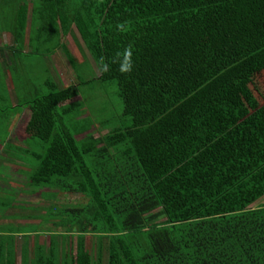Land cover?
Instances as JSON below:
<instances>
[{"label":"trees","instance_id":"1","mask_svg":"<svg viewBox=\"0 0 264 264\" xmlns=\"http://www.w3.org/2000/svg\"><path fill=\"white\" fill-rule=\"evenodd\" d=\"M66 1L0 0V14L8 7L15 18L13 43L28 12V46L40 32L57 45L54 7ZM61 8L97 75L66 87L49 78L44 94L17 103L29 113L26 148L0 144L20 161L25 193L51 203L11 205V194L1 203V219L26 223L0 224V264H15V238L20 264H264V203L252 207L264 198V103L212 136L195 130L264 70V0H72ZM124 22L127 31L117 32ZM128 45L134 70L125 75L112 59ZM101 56L111 65L103 74ZM92 82L114 83L122 109L108 134L78 140L93 119L82 117L83 98L65 102ZM180 139L193 148L182 159ZM66 192L82 198L54 203Z\"/></svg>","mask_w":264,"mask_h":264},{"label":"rangeland","instance_id":"2","mask_svg":"<svg viewBox=\"0 0 264 264\" xmlns=\"http://www.w3.org/2000/svg\"><path fill=\"white\" fill-rule=\"evenodd\" d=\"M71 4L72 0H67L64 8H61L59 5H57L58 7H54L55 16L53 17V27H51L52 30L50 33L51 36L55 37V39L58 41L57 45H54L53 43H45L44 32H40L36 38H31V43L28 46V12L24 17L25 30L22 41L19 43V40H17L13 43L14 38L19 39L16 37V33L13 32V29L16 28L14 15L9 12L8 7H6V9L3 10V13L0 14V19H2L0 21V27L3 26L4 28L2 31H0V46H14L13 49L15 50H19L22 47L26 49L24 53L17 52V58L20 57L23 59L21 65L31 81L42 83L46 77L58 83L59 87L69 85L75 86L78 80L87 81L94 78L95 74H97L94 64H92L91 61L87 62L89 58L87 52H84V48H82V40L78 28L74 25V23H70L67 28L63 26L64 23L60 15L62 11H60V8L65 12V9H69ZM29 7L30 5H28V8ZM62 46H64L70 55L72 61L74 62V67L69 64L66 55L61 48ZM2 54L4 57L9 59L10 51H6L5 49ZM4 57H2V59H4ZM18 67L22 69V67L19 65ZM4 70L5 72L8 71L9 74V65L6 60L0 62V74L1 71ZM26 82L27 81H24V83ZM16 87L20 88L21 86L16 85ZM40 89L41 90L39 93L44 94L45 89L43 86ZM2 91L3 87L0 83V141L3 139V142L10 140L12 142L9 143H13L16 146L21 147L24 145L22 142L26 138V135L23 131L25 123L24 118H18V120H20L18 121L17 125L15 124V126L11 129L10 134L6 131L8 126L10 127L11 121L15 120L18 117V114L20 116H26L28 109L24 108V112L18 111L17 109L12 110L13 104L11 105L9 103L8 93L6 94ZM17 92L20 93L21 91ZM15 97L17 99L29 98L23 97L21 94H19V97ZM80 98L84 99L85 110H82V117H86L87 115L91 117L93 119V126L88 131L79 133L75 138L80 140L88 134L94 138H99L108 134L115 124V119L111 114H118L122 109L120 99L116 93L115 84H99L97 82H92L87 85L80 86L78 90V96L66 101L65 103L79 101ZM262 103H264V70L254 75L249 85L239 91L229 105L224 107L222 110H219L217 114L206 117L204 122L201 121L198 125H196L197 129L195 130L196 132H199L201 129H206V133L208 135L204 134L205 137L217 134L218 131L221 132L220 129L229 127L232 123L241 119L243 116L251 112L254 108ZM6 133L8 135H6ZM183 141V139H180L178 141L179 143L174 144V152L180 159L187 157L193 152V148L191 147L192 145L184 144L185 141ZM201 144L198 142V146ZM29 146L33 147L32 150H38L41 148L40 142L36 140L30 141ZM13 152H15V150ZM108 152L112 158L117 155L112 149L108 150ZM17 154L19 155L20 153L17 152ZM3 164H5V170L3 169L4 166H0V188L10 186L14 190L9 191V189H6L4 191H0V208H3L1 203L6 204V201L9 203L10 194L13 197L10 203L11 205L17 203L21 204L19 206L25 205L26 207L27 205L40 206L51 203L49 201H41L36 193H25L26 190L28 191L30 189L24 186L22 177L16 176L15 174V172L20 169V161L15 160V158L9 154V150L8 153H6L0 147V165ZM81 198L82 194L80 193L66 192L59 195L55 199L54 203L58 205H76L79 203ZM263 203L264 198L254 204L252 207H256ZM30 213L31 212L29 211H25V214ZM41 213V211H38L37 213L34 212V214ZM28 224L35 225L38 224V221L30 220ZM40 241H43V243L47 244L48 236H43L40 238ZM91 243H94V238L90 236L85 237V247L89 248Z\"/></svg>","mask_w":264,"mask_h":264},{"label":"crops","instance_id":"3","mask_svg":"<svg viewBox=\"0 0 264 264\" xmlns=\"http://www.w3.org/2000/svg\"><path fill=\"white\" fill-rule=\"evenodd\" d=\"M9 47H10V49H9ZM9 47H3V46L1 47L0 46V54H1L0 55V62L6 60L8 62V65H9V74H8V71L5 72V70L1 71V74H0V83H1V85L3 87V91L2 92L6 93V94L8 93V95H9V103L11 105L13 104L12 107H15L14 109H17L18 111L24 112L25 110H24L23 107L16 108L17 103H23V102L29 101V99H31L32 97L37 95V93L40 91V88L44 85V82L47 81L48 78L45 77V80H43L42 83H38V82L36 83V81H31L29 79L28 75H26V73L24 71V68L21 65L22 62H23L22 61L23 59L20 58V57L17 58V52H15L16 50L13 49V46H9ZM26 47H28V46H26ZM5 49H6V51H10L9 59L4 57L3 54H2ZM18 51H19V53H24L26 51V49H24L22 47ZM2 57H4V59H2ZM15 62H16V65H15ZM18 65L20 67H22V69L19 68ZM96 75L97 74H95V76ZM24 81H27V82L24 83ZM16 85H19L21 87L17 88ZM70 86H73V85H70ZM16 90L17 91H21V92L18 93ZM19 94H21V96H23V97H29V98H21V99L19 98V99H17L15 96L19 97ZM28 115H29L28 111H27L26 116H24V115L20 116L18 114V117L15 120L11 121L10 127L7 125L8 129H7L6 132H9V134H10L11 129L15 126V124L17 125L18 121L20 120V119L18 120L19 117H21V119L24 118V120H25L24 127H25V124H26V122L28 120V117H29ZM22 143L24 145L21 146V147L26 148L25 143L24 142H22ZM0 147L2 148V144H0ZM3 165H5V164H3ZM3 165H1V166H3ZM25 223L26 222L23 221V220L22 221H19V220L18 221H14V220L1 219L0 218V224H3V225H9V224H12V225L13 224L23 225ZM21 243H22V239L15 238V240H14L15 264H20V261H19L20 260L19 246L21 245ZM0 244H1V241H0ZM2 247H4L3 249L6 250L7 252L9 251V245L7 244V241H5V243H2Z\"/></svg>","mask_w":264,"mask_h":264},{"label":"clouds","instance_id":"4","mask_svg":"<svg viewBox=\"0 0 264 264\" xmlns=\"http://www.w3.org/2000/svg\"><path fill=\"white\" fill-rule=\"evenodd\" d=\"M127 22L117 24L116 30L117 32H125L127 31ZM133 52L132 46L128 45L123 48V51H118L115 53V56L112 59L113 64L118 65V71L121 74L130 75L134 70V61H133ZM101 74L110 71L111 65L108 64L103 56L100 57L98 65H97Z\"/></svg>","mask_w":264,"mask_h":264}]
</instances>
